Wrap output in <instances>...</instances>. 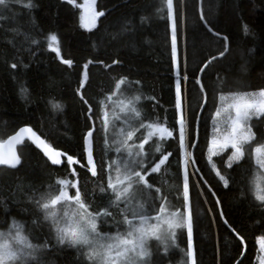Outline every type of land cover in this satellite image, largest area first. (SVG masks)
Segmentation results:
<instances>
[{"label": "trees", "instance_id": "obj_1", "mask_svg": "<svg viewBox=\"0 0 264 264\" xmlns=\"http://www.w3.org/2000/svg\"><path fill=\"white\" fill-rule=\"evenodd\" d=\"M84 1L75 0L76 5L84 4ZM158 2L95 0L96 10L103 11L104 15L97 21L96 28L86 30L80 26L81 9L66 0H32L34 6L31 9L13 0L11 10L5 12L7 19L0 20V139H6L19 127L27 125L54 147L79 157L85 117L75 89L80 73L85 71L83 64L90 59L93 63L88 69L90 79L84 91L86 98L97 97L101 91L110 88L112 77L126 75L140 81L143 97L155 98L139 102L144 116L159 119L162 123L167 120L168 126L174 124L175 76L171 70L170 31L165 20L152 15ZM173 5L175 18L179 20L183 13L185 19V24L180 26L178 48L181 87L189 114L200 110L199 86H194L193 74L199 75L201 67H205L204 61L225 51L226 41L225 55L213 60L200 74L208 91V107L212 108L213 95L221 83L226 91H251L264 87V0H173ZM142 15L149 17L147 23L140 21ZM201 15L210 22L208 27L212 32L205 27ZM13 28L37 39L38 45L25 42L23 35L11 32ZM122 28L128 30L122 31ZM49 33L57 35L61 57L71 59V66L62 64L54 52L47 50L44 38ZM9 40H13L16 46L9 44ZM113 59L120 63L112 65ZM97 61L111 65V70ZM10 63H16L17 68L12 69ZM185 69L189 77L186 83L183 81ZM21 87L27 89L23 97ZM50 100L62 104L63 108L54 111ZM197 123L199 146L189 150L195 153L199 171L194 174L191 168L188 172L191 177L195 264H239L237 258L242 264H258L256 237L264 235V208L240 180L242 167L225 169L219 157H213L222 172L235 177V182L227 189L219 184L206 158V134L211 133V122L206 123L201 118ZM253 125L257 134L264 133L263 120L254 119ZM158 142L163 150L176 155L170 157V166H162L160 173L152 174L153 181L169 194L175 207H182V195L177 200L174 192L178 172V135L174 142ZM146 147L150 153L155 151L154 142ZM18 154L22 163L17 168L0 167V228H7L14 218L25 225L26 231L31 232L32 242L37 243L49 238L50 233L47 227L32 224L37 209L28 197L32 194V187L62 177L67 162L63 161L64 166L51 165L27 140L18 146ZM104 156L103 135L98 131L94 140V158L98 166ZM76 168L79 169V165ZM198 176L204 179L198 180ZM94 179L85 171H79L81 187L86 183L90 193L95 190L91 182ZM209 187L216 193L215 197L208 191ZM242 187L245 195L241 194ZM217 198L220 207L216 205ZM177 232L178 245L185 249L186 231ZM236 234L245 241L243 257L240 248L244 249V245H239ZM149 248L153 253V264H176L182 259L178 250L167 255L159 251L161 246L157 241H151ZM41 259L43 264H80L81 258L76 249L58 245L47 249Z\"/></svg>", "mask_w": 264, "mask_h": 264}, {"label": "snow or ice", "instance_id": "obj_2", "mask_svg": "<svg viewBox=\"0 0 264 264\" xmlns=\"http://www.w3.org/2000/svg\"><path fill=\"white\" fill-rule=\"evenodd\" d=\"M12 2L13 0H0V20L7 19L4 13L11 10ZM14 2L23 3V7L28 9L34 6L32 0ZM66 2L81 9L80 26L86 30L96 28L97 18L104 15L103 11L96 10L95 0H86L80 5H76L75 0ZM152 15L158 20H165L170 31L171 70L175 76L174 124L168 126L167 120L162 123L159 119L144 116L139 102L155 98L143 97L140 81L132 80L126 75L112 77L110 88L101 91L97 97L86 98L84 91L86 82L90 79L88 69L93 63L91 59L86 61L83 64L85 71L80 73L79 84L75 89L76 96L82 102V114L85 117L79 157L54 147L27 125L19 127L6 139H0V165L16 168L22 163L16 146L21 145L25 139L51 165L64 166L63 161L67 162L66 172L62 177L50 180L45 185L32 187V194L28 197L37 209L32 224L47 227L50 237L33 243L31 232L26 231L25 225L13 218L7 228H0V264H43L41 257L45 251L58 245L76 249L77 256L81 258L80 264H153L149 241H160L162 247L159 251L167 255L170 246H177V230H186L187 233L186 264H195L194 217L190 206L191 177L188 168L191 167L194 174L199 171L196 167L198 162L194 159L195 153L189 148L194 150L199 146L197 122L201 118L206 123L209 120L211 122V133L206 134V158L219 184L227 189L235 182V177L222 172L213 157H219L225 169L242 167L240 180L254 200L264 208V133L257 134L254 131L255 125L250 123L253 119L264 120V87L251 91H226L221 83L213 95L212 108H209L204 78L194 73V86H199V107L202 111L189 114L178 70L179 32L180 26L185 24L183 13L177 20L173 0H159ZM148 19L149 17L140 16L143 23H147ZM200 19L205 21V27L212 32V28L208 27L210 22L203 15ZM127 30L122 28V31ZM245 31L247 32L246 28ZM11 32L23 35L24 41L31 45L39 43L28 33H20L18 28L11 29ZM44 39L47 50L54 52L56 59L64 65L73 64L71 59L61 57L57 35L49 33ZM8 43L16 46L13 40ZM226 51L227 41L225 51L219 52L218 57H223ZM218 57H210L204 61L205 67H201V73ZM97 63L111 70V65L104 64L103 61ZM119 63L116 59L111 61L112 65ZM9 66L17 68L16 63H10ZM188 80L185 69L183 81L186 83ZM26 93L27 89L21 87V96ZM49 104L54 111L63 108L62 104L51 100ZM98 131L103 135L105 149V156L99 166L94 158V140ZM177 135L179 157L174 192L177 200L182 195V207H175L169 194H165L162 187L156 186L152 178V174L161 172L162 166H170V157L176 155L163 150L158 141L167 140L171 143L177 140ZM154 137L156 141L153 140ZM150 142L155 143V151L152 153L146 147ZM226 149L230 151L226 152ZM110 152L114 155H109ZM77 165L79 169L76 168ZM80 170L95 178L91 180L95 189L93 192L87 190L86 183L81 187ZM197 179L203 180L204 177L198 176ZM208 191L213 197L216 196L211 187ZM241 194L245 195L244 187L241 188ZM216 205L220 207L218 198ZM235 238L239 245L245 244L238 234ZM256 246L259 264H264V235L256 237ZM244 255L241 247L240 256ZM237 260L242 264L239 258Z\"/></svg>", "mask_w": 264, "mask_h": 264}, {"label": "rangeland", "instance_id": "obj_3", "mask_svg": "<svg viewBox=\"0 0 264 264\" xmlns=\"http://www.w3.org/2000/svg\"><path fill=\"white\" fill-rule=\"evenodd\" d=\"M4 15H5V13H4ZM178 70H179V51H178ZM254 120V119H253ZM253 120L252 121H250V123L251 124H253ZM263 122H264V120H263ZM229 150V149H228ZM189 171H191V167H189L188 168V172ZM178 231V230H177ZM186 231V230H185ZM187 234V233H186ZM157 241V240H155V239H152V240H150L149 241V244H150V242L151 241ZM158 243H159V245L162 247V245H161V243H160V241H157ZM187 248V247H186ZM186 248L185 249H183L182 247H179V245H178V243H177V246H175V247H169L168 248V251H167V253H169V252H172V251H175V250H178V251H180V253H181V260H180V262H178V263H176V264H186V260H187V257H186ZM257 263L259 264V258H258V256H257Z\"/></svg>", "mask_w": 264, "mask_h": 264}, {"label": "water", "instance_id": "obj_4", "mask_svg": "<svg viewBox=\"0 0 264 264\" xmlns=\"http://www.w3.org/2000/svg\"><path fill=\"white\" fill-rule=\"evenodd\" d=\"M86 2V0L84 1V3ZM101 17H98L97 18V21L100 19ZM216 57H218V56H216ZM201 74V71L199 72V75ZM199 112H201V109L199 110ZM26 140V139H25ZM18 146L19 145H17L16 146V148H17V154H18ZM42 154V153H41ZM19 155V154H18ZM43 155V154H42ZM18 166V165H17ZM54 166H58V165H54ZM0 167H4V168H8V169H15V168H9L8 166H6V165H0ZM17 168V167H16ZM244 252H245V245H244Z\"/></svg>", "mask_w": 264, "mask_h": 264}]
</instances>
